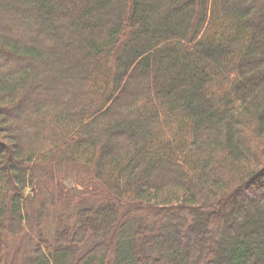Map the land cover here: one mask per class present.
<instances>
[{
    "label": "trees",
    "instance_id": "16d2710c",
    "mask_svg": "<svg viewBox=\"0 0 264 264\" xmlns=\"http://www.w3.org/2000/svg\"><path fill=\"white\" fill-rule=\"evenodd\" d=\"M1 10L0 264H264V0ZM70 164L73 211L16 247Z\"/></svg>",
    "mask_w": 264,
    "mask_h": 264
},
{
    "label": "rangeland",
    "instance_id": "374dc122",
    "mask_svg": "<svg viewBox=\"0 0 264 264\" xmlns=\"http://www.w3.org/2000/svg\"><path fill=\"white\" fill-rule=\"evenodd\" d=\"M0 16L3 18H12L13 14H11L9 11H0ZM66 79L65 77L63 78ZM48 86L46 87V93H50V83H47ZM56 90V89H55ZM85 176V170L79 165H62L59 169L58 176L61 178V180H65V182L68 185V189L66 191V198H62L60 200L55 199L56 194L58 193V188L54 186V184H51L48 186V191L45 193L41 190H34L32 187H29L26 189V193L30 196H36L33 202L31 201V204L33 206V213L39 214L41 211L42 218V224L41 227L37 225L34 230H28L27 234H23L22 236L15 238L12 240V243L17 247L18 245L24 246L27 245V247L33 245L35 239L38 236V229H43L44 231L50 232L53 228L56 226V222H54L55 217L62 216L68 212L71 213L73 211V205L76 202L77 199V189L73 186V183L75 186L81 190L86 189L87 187L84 185L82 176ZM91 189L92 187H97L95 183L90 184ZM54 200H53V198ZM89 200H93L92 196H89ZM65 199L72 207L70 209L67 208V205L65 203ZM28 203V201H27ZM30 205V207H32ZM68 211H67V210ZM40 210V211H39ZM59 218V217H57Z\"/></svg>",
    "mask_w": 264,
    "mask_h": 264
}]
</instances>
